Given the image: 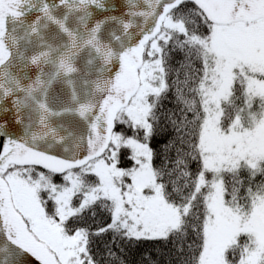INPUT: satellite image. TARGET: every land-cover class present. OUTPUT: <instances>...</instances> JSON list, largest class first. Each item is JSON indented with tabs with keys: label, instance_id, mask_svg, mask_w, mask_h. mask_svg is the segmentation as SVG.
<instances>
[{
	"label": "snow or ice",
	"instance_id": "snow-or-ice-1",
	"mask_svg": "<svg viewBox=\"0 0 264 264\" xmlns=\"http://www.w3.org/2000/svg\"><path fill=\"white\" fill-rule=\"evenodd\" d=\"M125 6L0 0V264H104L108 232L264 264V0Z\"/></svg>",
	"mask_w": 264,
	"mask_h": 264
},
{
	"label": "trees",
	"instance_id": "trees-1",
	"mask_svg": "<svg viewBox=\"0 0 264 264\" xmlns=\"http://www.w3.org/2000/svg\"><path fill=\"white\" fill-rule=\"evenodd\" d=\"M182 54H173L172 64L177 66L176 61L181 60ZM166 108H175L176 105L172 103L171 93L169 98L164 101ZM173 133L171 130L166 135H160L154 138L153 147L158 152H163V146L168 139H171ZM159 163V158L157 159ZM196 165L191 166V170L195 171ZM59 179V178H57ZM110 222V216L104 210L97 208L95 216L91 213L88 214L84 221L85 226H89L92 230H96L98 227L105 226ZM194 239L193 235H189L188 242L190 243ZM177 244L174 238L168 240H126L117 238L113 242V234L111 232L105 233L100 237H96L93 240V251L98 255V258H102L104 264L112 259L108 257L107 248H111L116 254V257L123 264H180V257L177 253ZM187 245H185V248Z\"/></svg>",
	"mask_w": 264,
	"mask_h": 264
},
{
	"label": "water",
	"instance_id": "water-1",
	"mask_svg": "<svg viewBox=\"0 0 264 264\" xmlns=\"http://www.w3.org/2000/svg\"><path fill=\"white\" fill-rule=\"evenodd\" d=\"M110 3L113 4V8L109 11L114 15H121L125 10V0H109Z\"/></svg>",
	"mask_w": 264,
	"mask_h": 264
}]
</instances>
